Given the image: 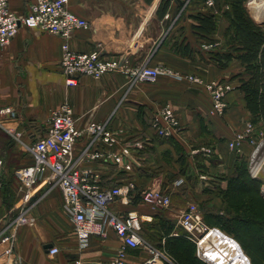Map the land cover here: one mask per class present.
<instances>
[{"label":"crops","instance_id":"crops-1","mask_svg":"<svg viewBox=\"0 0 264 264\" xmlns=\"http://www.w3.org/2000/svg\"><path fill=\"white\" fill-rule=\"evenodd\" d=\"M33 1L10 0V8L21 15ZM161 1L69 0L68 9L89 23L88 28L73 31L67 40L69 47L81 52L101 43L103 56L126 57L131 67L164 66L201 81L177 80L162 74L155 81L130 84L126 74L109 73L99 79L83 75L76 85L67 86L59 66L65 42L62 36L22 26L11 42L0 46V106H11L17 112L2 122V147L18 144L13 138L18 133L26 142L43 134L49 111L63 102L72 106L79 128L89 120H108L120 143L132 145V170L125 171L121 165L103 158L83 156L88 144L86 135L79 136L74 157L81 158L80 168L86 167L99 176L101 185L121 186L123 195L114 209L121 213L137 210L142 221L141 234L151 244L178 236L173 234L178 229L176 218L189 203H195L198 209L208 202L220 207L224 195L235 197L244 192L233 188L242 179L236 176L240 167L264 186V150L259 153L253 175L249 164L254 146L247 137L239 145L240 151L229 146V141L236 133L244 132L248 123L253 125L255 139L263 141L261 150L264 136L255 134L262 133V122L252 121L247 107V60L227 50L233 41L230 18L224 13L227 5L216 4L211 17L200 21L196 15L201 8L197 4H191L182 19L177 16L174 0H165L166 8L162 15L158 14ZM250 14L259 17L252 10ZM206 42L213 46L197 50ZM235 46L238 51L244 45ZM212 80L226 81L234 87L226 95V110L221 116L209 112L211 100L204 84ZM164 104L173 107L182 128L179 134L167 138L157 136L151 127V120ZM135 141L142 147L134 146ZM5 151L0 149V201L8 202L17 212L23 204L22 194L18 185L10 184L12 169L6 164ZM15 157L23 164L22 158ZM2 178L8 184L4 189ZM179 179L183 182L176 185ZM155 187L169 194L168 208L152 211L142 203L141 193ZM61 204L57 187L38 183L28 203L34 224L18 230L10 256L6 257L5 244L0 243V264H76L77 260L80 264H113L121 244L117 235L108 230L106 237L92 236L89 246L80 251ZM207 216H217L221 227L225 218L234 215L207 211ZM219 226L214 228L220 229ZM47 244L59 251L51 255ZM147 256L144 250L128 248L124 262L140 264Z\"/></svg>","mask_w":264,"mask_h":264},{"label":"built area","instance_id":"built-area-1","mask_svg":"<svg viewBox=\"0 0 264 264\" xmlns=\"http://www.w3.org/2000/svg\"><path fill=\"white\" fill-rule=\"evenodd\" d=\"M69 0H34L24 14H15L10 8V0H0V46L7 45L17 34L20 27L36 28L43 32L62 36V55L59 66L64 75V83L73 86L79 77L90 76L99 79L105 74L121 73L129 77L130 84L136 81H155L159 75H167L177 80L201 81L197 77L183 74L167 67H149L144 64L129 66L126 57L108 58L101 54V43L95 44L89 51L71 50L67 40L78 28L86 29L88 21L68 9ZM178 7L177 16L189 13L191 4H197L204 12L216 8V0H174ZM251 0H245L244 5L250 6ZM251 7V6H250ZM168 17V14H166ZM185 15L182 16V19ZM211 42L201 43L197 50H209ZM209 93L211 105L210 114L221 116L226 110V95L234 88L232 84L222 80H212L204 84ZM68 102H63L49 111L46 120V130L34 139L26 142L20 139V134L13 135L20 147L30 154V163L15 169L14 176L18 190L22 194L23 204L17 212L6 218L0 228V243L5 244L4 253L10 256L13 252L17 232L21 227L32 226L34 218L29 214V201L33 195V188L40 182L48 187H57L61 192L62 209L68 216L80 251L89 246L92 236L106 237L108 230H112L121 244L117 258L113 264H125L124 254L128 248L141 249L148 256L140 264H167L171 262L153 244L143 238L141 234L142 221L137 210L121 213L114 209L123 190L120 185H101L99 176L92 170L80 168L79 160L74 157V149L79 136L86 135L88 144L83 156L90 159L103 158L116 165H121L125 171L132 170V145L120 143L118 134L111 128L108 120L98 122L89 120L79 128L74 111ZM17 112L11 106H0V127L6 117L13 118ZM151 127L157 136L167 138L180 133L181 124L171 105L164 104L151 120ZM253 125L248 123L244 132L235 134L229 146L236 152L245 137L253 145L250 154L249 169L251 174L257 172L262 139L257 141L253 135ZM260 137L261 132L255 133ZM134 146L141 148L142 144L135 141ZM210 152V150H206ZM3 161L0 159V166ZM183 180L175 182L180 185ZM132 183L129 182L128 187ZM141 201L152 211L168 208L171 199L166 191L158 188L146 189L141 193ZM195 203H189L176 218V227L183 229L193 236L197 244V252L205 261V251L202 250L204 240H209L204 249L212 247V235L228 236L218 228L208 227ZM177 235V233H173ZM209 237V238H207ZM197 241V242H196ZM205 243V242H204ZM58 248L52 246L49 253L54 255ZM202 258V259H203ZM207 260V259H206ZM209 261V260H207ZM80 264V261H76Z\"/></svg>","mask_w":264,"mask_h":264},{"label":"rangeland","instance_id":"rangeland-1","mask_svg":"<svg viewBox=\"0 0 264 264\" xmlns=\"http://www.w3.org/2000/svg\"><path fill=\"white\" fill-rule=\"evenodd\" d=\"M244 6H245L244 13L248 16L247 18H249V20L256 25L255 32L253 33L251 29L243 28L244 32H240V37H239L240 40L234 38L233 41H231V44L227 50H233L235 54H240L242 57H244L247 60L248 63L247 73L250 75L253 69L252 62L255 61V57L253 56L252 52L254 53L255 48L258 49L257 53L260 52V49L264 50V16H260V18L252 17V15L250 14L251 7L249 5H244ZM240 44L244 46L243 48L237 51L235 45H240ZM246 44L248 46H246ZM250 49L251 51L253 49V51L250 52ZM249 78L250 77H247L246 81H244V87L247 89L252 85L251 79ZM257 118H258L257 122L259 121L262 122L261 124L263 128L260 130L262 131L263 134L261 135L262 138L264 136V115L262 114L261 116H257ZM0 149L1 151L5 149L6 150L5 152H7L6 164L11 166L12 169L11 185L12 186L17 185L14 176V171L21 165L30 163L31 161L30 154L26 150L22 149L20 145L18 146V144H14L11 148H3L1 140H0ZM263 150H264V146L262 150L260 148L261 152ZM15 155H18V157L22 158L23 164H19V161H17ZM6 183L7 180L4 183V185L1 186L3 187V189ZM256 185L259 190L258 194H253L251 192L249 193L238 192L239 193L238 196L235 197L231 194L229 195L226 194L224 195L225 200L223 199L224 202H222L220 207H217L216 205L214 206L212 202H208L205 203V206H200L199 211L201 214H203L202 219L208 227H215V226L218 227L219 221L215 218L217 216L209 217L207 216V211L208 212L213 211L218 214L222 212L223 216L225 215V213L227 212L230 213L231 211V214H233L235 218L238 217L240 219H244L245 215H243L244 213L240 211L242 209L241 203L248 197L250 199H253V202L258 203L256 216H254L256 217L255 224L251 222H249L248 224L247 223L243 224V222L239 221L236 224V229L232 230L234 232V235L226 232L220 226L219 227L221 231L230 235L234 240H236L241 245V247L243 248L244 252L248 256L252 264H264V224H261L262 222H264L263 221L264 220V186L262 185L261 187L258 184V182ZM248 188L250 189V191L252 190V187L250 185L248 186ZM260 201H262L261 207L259 206ZM14 212H16V210L14 209V207L10 206L8 202L5 203L3 200L0 201V226L2 225V223H4L6 218L11 214H13ZM241 223L243 224V228L245 229H242ZM176 232L178 236L167 237L164 240H160L156 243H153L154 246L171 261L168 262L167 264H213L211 261H207L206 259L204 261V258L200 255L202 252H197V244L193 240V236H191L188 232L184 231L179 227L178 229H176ZM207 243H210L209 240L207 241Z\"/></svg>","mask_w":264,"mask_h":264},{"label":"trees","instance_id":"trees-1","mask_svg":"<svg viewBox=\"0 0 264 264\" xmlns=\"http://www.w3.org/2000/svg\"><path fill=\"white\" fill-rule=\"evenodd\" d=\"M146 1L150 2L151 0H146ZM244 2H245V0H216V4L221 3L222 6L227 5L228 8L224 9V13H228V15H227L228 18H230V21L233 22V23L230 22L231 28L233 30L231 34H232L233 39L235 38L237 40H240V38H239L240 32H244L243 28L251 29L253 33L255 32V28H256V25L253 24L249 20V18H247L248 16L244 13V11H245ZM166 5H167V2L165 0H162L159 7H158V10H157L158 14H160V15L163 14V11L165 10ZM196 17L198 20L202 21L203 19L210 18L211 13H210V11L204 12L200 9V12L196 15ZM246 46H248V45L246 44ZM257 50L258 49L255 48L254 53H253L252 52L253 49H252V51L250 49V52H252L253 56L255 57V61L252 62L253 69H252V72H251L250 78H249V79H251L252 85L248 89L244 87V90L246 92V99L248 100L247 101V107L249 109V112L251 113V117H252L251 120L254 122H257V119H258L257 116H261L262 114L264 115V50L260 49V52H258V53H257ZM236 176H237V179L239 177H241L242 179L240 180L239 183H236V185L233 186V188L236 187V190L239 189L237 191L242 190L246 193L251 192L253 194H258L259 190H258V187L256 185L257 183H255L257 181L249 178L244 167H240V171L237 172ZM245 179H247V180H245ZM1 181L5 183V178L1 179ZM16 183H17V181H16ZM10 184H12V183H10ZM249 185L252 187L251 191L248 188ZM6 186H8L7 183L5 184V187ZM241 204H242V209L240 211H242L244 213L243 215H245V218L240 219L238 217L235 218L234 216H231V218H229V219L227 218V220L225 218L224 223L221 224L222 228H224L227 231H228V229L229 230H231V229L235 230L236 224L239 221L243 222V224H245V223L248 224L249 222L255 224L256 217H254V216H256V210L258 207V203L253 202V199H250L248 197ZM259 206L260 207L262 206V201H260ZM230 213H231V211H230ZM241 224H239V225H241ZM243 224H242V229H245V228H243ZM261 224H264V222H262ZM249 225H251V224H249ZM230 233H232L234 235V232L232 230L230 231Z\"/></svg>","mask_w":264,"mask_h":264},{"label":"bare ground","instance_id":"bare-ground-1","mask_svg":"<svg viewBox=\"0 0 264 264\" xmlns=\"http://www.w3.org/2000/svg\"><path fill=\"white\" fill-rule=\"evenodd\" d=\"M250 6L255 15L264 16V0H251ZM212 236L211 240L214 245L204 249V244L208 245L207 239L204 240L205 243L203 242L202 246V250L205 251L204 257L207 260L213 264H251L250 259L236 240L228 236Z\"/></svg>","mask_w":264,"mask_h":264},{"label":"water","instance_id":"water-1","mask_svg":"<svg viewBox=\"0 0 264 264\" xmlns=\"http://www.w3.org/2000/svg\"><path fill=\"white\" fill-rule=\"evenodd\" d=\"M47 247H51V244H47Z\"/></svg>","mask_w":264,"mask_h":264}]
</instances>
